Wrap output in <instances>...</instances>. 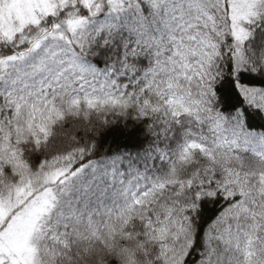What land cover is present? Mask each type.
<instances>
[{
	"label": "snow or ice",
	"instance_id": "6c2138e0",
	"mask_svg": "<svg viewBox=\"0 0 264 264\" xmlns=\"http://www.w3.org/2000/svg\"><path fill=\"white\" fill-rule=\"evenodd\" d=\"M0 264H264V0H0Z\"/></svg>",
	"mask_w": 264,
	"mask_h": 264
}]
</instances>
